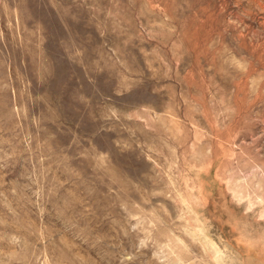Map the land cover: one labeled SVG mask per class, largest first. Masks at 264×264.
Here are the masks:
<instances>
[{
    "label": "rangeland",
    "instance_id": "1",
    "mask_svg": "<svg viewBox=\"0 0 264 264\" xmlns=\"http://www.w3.org/2000/svg\"><path fill=\"white\" fill-rule=\"evenodd\" d=\"M0 264H264V0H0Z\"/></svg>",
    "mask_w": 264,
    "mask_h": 264
}]
</instances>
